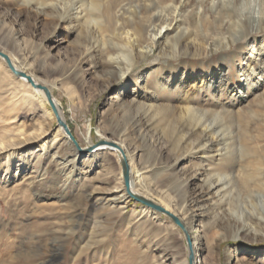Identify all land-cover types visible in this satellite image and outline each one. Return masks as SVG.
<instances>
[{"label":"rangeland","instance_id":"1","mask_svg":"<svg viewBox=\"0 0 264 264\" xmlns=\"http://www.w3.org/2000/svg\"><path fill=\"white\" fill-rule=\"evenodd\" d=\"M98 1L101 4L95 16L99 19L101 27L114 28L116 23H120L119 28L134 32L138 25L143 24L150 15V11H144L141 6L143 11L137 15V19L130 16L128 8L130 0ZM144 1L135 0L132 4H143ZM220 1L191 0L182 4L178 11V19L182 27L189 28L195 33L193 37L196 36V38L197 35L201 36V30L205 32L208 29L207 51L204 50L205 53H202L198 46L187 43L188 51L182 55H171L170 49L164 48L166 42L159 41L149 56L141 58L136 68L127 74V86L122 87L121 94L125 95V101L130 107L123 110L117 104L109 107L108 102L112 99L116 100L115 94L121 85L118 80L103 76L105 72L103 64L106 58H100L99 54L91 49L90 56L96 62V67L87 61L77 63L81 43L86 40L88 42L89 38L100 41L102 35L92 30L88 37L81 17L77 22L72 21L69 24L70 18H76L74 14L76 10L70 11L72 6L67 7L66 0H58L59 11L50 7L56 0H0V17L5 13L10 15V18L5 21L8 23L7 31L19 29L24 38L20 50L10 49V46L6 45L1 38L0 47H6L13 53L16 62L25 67L27 73H35L52 89L53 95L63 104L62 110L67 123L82 148L90 139L94 141V144L99 142L102 137L101 132L98 131L99 128L102 130V135L121 138L123 129L131 125L134 116L143 114V111L136 107L137 105L131 107L134 94L139 101L150 97L155 100L158 107L168 106L170 111H176L175 118H168L170 120L162 121V113L155 115L152 112L151 116L149 115L153 121L152 127L149 128V136H153L151 138L153 140L133 138L131 145L124 137L122 140L131 147V150L138 147L139 153L136 152L134 156L135 172L132 174L138 189L158 202L161 200V194L157 186L160 187L162 182H167V185L170 184L167 187L174 190L172 195L180 198L183 191L179 189L180 186L175 181L179 178L168 175L170 173L168 170L177 162L174 173L188 176L201 163L202 153L196 149L197 135L189 137L187 134L183 137L186 132H191L193 126L178 115L179 109L185 106L182 99L177 95L172 97L166 92L156 95L155 82L157 81L155 80L161 77L157 78L154 70H161L166 78L171 77L172 84L179 81L178 77L183 69L187 74L192 75L211 74L216 69L226 72L229 79L224 92L219 93L220 95L217 92L216 94L203 92L198 96L199 100L222 111L224 120L232 125L235 131L239 132L238 117L241 114L246 115L248 109L259 110L260 114L262 113L261 117L258 116L259 123H264V108L260 105L261 97L264 96L263 90H256L254 86L257 76L252 77V84L244 90L242 99L235 100L230 92L231 88L245 83L247 58L250 56L252 46L255 44L259 46L261 41H264V23L263 27H259L257 17L253 18L251 15L253 19L249 20V17L243 16L242 21L245 27L241 34H235L234 39L230 33L231 20L223 18L222 13L219 14ZM240 2L234 0L230 9L225 7L222 12L227 13L226 11L229 10L228 12L234 14L233 10L239 6ZM121 5L124 9L118 12ZM108 6L121 15L120 22L117 20L109 22ZM164 13L167 16L170 15V21L174 15H177L171 10ZM174 34L170 33V36ZM222 35L226 36V40L217 45L218 38ZM111 36L112 41L110 40L107 46L124 43L122 39ZM181 42L182 46H186L185 43L188 41ZM182 49L185 50V48ZM75 63L79 67L76 79L60 76L52 71L58 67V64L61 67ZM43 66L46 67L44 70H42ZM258 66H262L261 63H258ZM15 77L9 74L0 61V137H6L5 139L9 140L23 136L20 130L31 134L38 128L40 121L49 123L45 108L36 98L32 103L25 102L23 93H29V87ZM66 85H71L76 90L75 99L67 93ZM47 106L50 107L49 104ZM252 124H254L253 119L250 128ZM57 125L58 123L54 121L50 125V132L46 138L38 139L24 147L23 156L28 159V167L21 165L24 169L19 173L18 178L15 174L19 163L15 162L9 169L6 153L0 154V264H41L43 262L45 264H90L93 259L94 262L101 264H157L163 250V253L172 252L179 255L181 259L185 258L188 248L185 234L168 215L159 212L157 218H153L150 214H140L144 204L134 198L129 199L122 210H119L121 209L119 205L112 209L102 207L91 198L90 194L96 188L125 184L121 174L122 165L112 151L106 152L107 158L102 163L103 167L100 166L89 172L85 169L86 177L83 180L70 185L66 193L58 200L49 199L50 196H47V193H52L58 184L56 175H53L55 165L53 161H50V156L40 155V159L37 160V155L43 140L53 137L57 132ZM252 134H256V131L252 130ZM240 135L241 133H237L236 138ZM208 158L214 165L220 161L218 153H213ZM152 164H156L152 171L149 170L151 167L146 169V166ZM241 164H244L243 161L240 163L237 161L234 168L239 169ZM37 166L42 172L47 171L46 177L41 182L36 175L35 167ZM215 168L220 167L217 165ZM101 169L105 170L101 171ZM137 169L147 170L146 174L149 177L147 182L150 181L151 184H146L141 179ZM202 177L198 173L191 187H196ZM69 225L74 226V233L68 236L64 234V228ZM192 230L194 232L199 230L197 223H194ZM92 239L97 241L94 244L95 247L86 250L87 243ZM218 240L215 241L217 258L211 261L207 257L208 264H227L229 247H231L230 257L236 254L234 251L237 248L241 249L240 258L243 264H264V240L253 239L252 236ZM95 250L100 252L96 256L92 253ZM249 251H260V253L253 255L248 253ZM115 254L120 255V261L112 263L111 256ZM124 254L125 259H123ZM203 255H206L205 249ZM167 256L172 257V255ZM77 257H80L78 262Z\"/></svg>","mask_w":264,"mask_h":264},{"label":"bare ground","instance_id":"2","mask_svg":"<svg viewBox=\"0 0 264 264\" xmlns=\"http://www.w3.org/2000/svg\"><path fill=\"white\" fill-rule=\"evenodd\" d=\"M134 1L135 0H130V6L128 7L130 9V16L136 17L137 19V15L143 11L141 6L144 11H150V15H148L145 22L138 25V28L133 32L124 31L123 28H119L118 25H120V23H116L114 28H109L110 26L101 27L99 19L95 16L101 4L98 0H66L67 7L72 6L70 11L76 10L74 13L76 18H70L68 20L69 24L72 21L77 22L78 18L81 17L88 37L90 36L89 32L92 30L98 31L102 35L100 41H93L89 38L88 42H86V40L81 43L82 46L79 50L80 56L76 60L77 63L87 61L96 67V62H94L93 58L90 56L91 49H94V52H97L100 58H106L103 64V67H105L103 76H106L107 79L113 78L118 80L121 85V87L118 88V92L115 94L116 100L114 101L112 99L108 102L109 107L117 104L122 110L130 107L125 101V95L123 96L121 94L122 87L127 86V74L136 68L141 58L149 56L154 46H156L159 41H161V43L166 42L164 48H169L171 55H182L184 52L188 51L189 44L198 46L202 53H205L204 50L207 51L208 49L206 41V37L209 34L208 29L205 30V32L201 30V36L196 34L197 39L196 36L193 37L195 33L191 32L187 27H182L178 19V11L182 7V4H184L185 1L191 0H145L143 4H132ZM237 1L241 2L237 7L238 9L236 8L233 10L235 11L234 14L228 12L229 10L226 11L227 13L222 12L225 7L230 9V5L234 4V0H221L219 4L221 10L219 14L222 13L221 16L223 18H229L231 20L232 30L230 33L234 39L235 34H241L245 27L244 21H242L243 16L249 17V20L257 17V24L259 27H263L262 24L264 23V0ZM50 7L55 11H59L58 0H56L55 3L53 2ZM123 9L121 5L118 12H121ZM169 10L174 12L173 14H177L174 15L171 21L169 19L170 15L167 16V14L164 13ZM9 18L10 15L7 13L0 17V38L6 45L10 46V49L20 50L24 41L23 33L19 29L7 31L8 23L5 21ZM107 18L110 23L116 22V20L117 22L121 21V15L112 11L110 6L107 7ZM170 33L175 34L170 36ZM111 35L118 39H122L124 43L122 45H111V47L107 46L112 41ZM199 37H201L200 40ZM182 40L183 42L188 41L185 43L186 46H182ZM224 40H226V36H220L217 45L223 43ZM182 48H185V50ZM0 53V61L5 65L9 74L14 77L18 76L15 78L29 87L28 91L30 92L23 93L25 102L32 103L34 98H36L45 108L46 114L49 117V123L40 121L38 128L31 134H26V132L20 130L19 132L23 134V136H18L16 139L10 138L9 140L5 139L6 137H0V154L6 153L5 157L8 168L15 162L19 163L15 174L16 177L24 169L21 168V165L23 167H25V165L28 167V159L26 156H23L24 147L38 139L46 138L50 132L51 123L55 121L58 123L57 132L53 137L43 140L39 146V155H37V160L40 159V155H44L45 157L50 156V161H53L55 165L53 175H56L58 184L52 193H47V196H50L49 199L54 198L58 200L66 193L70 185L86 177L85 169L89 172L100 166L103 167L104 165H102V163H104L107 158L106 152H114L122 165L121 174H123L125 184L114 186L107 185L105 188L94 189L90 196L95 203L111 209L119 205V208H121L119 210H122L126 202L134 198L133 194H137L159 207L143 203L144 207L140 214H150L153 218H157V213L161 212L168 215L173 221L174 219L172 216H176L186 229L183 230L174 221L185 234L188 243L186 257L181 259L179 255L173 254L172 252L163 253V250L162 254L159 255L157 264H208L207 257H209L211 261H215L217 258L215 253V241H219L218 239H236L242 236H252L253 239L264 240V123L260 124L258 118L262 113L260 114L259 110L254 111L248 109L246 115L241 114L238 117V132L237 130L235 131L232 125L227 124L224 120L222 111L208 106L198 98L203 92L207 94H216V92L217 94L223 93L226 87L225 85H227V80L229 79L228 73L216 69L214 73L211 74L197 73L192 75L191 73L187 74L183 69V72L181 71L182 73L178 77L179 81L172 84L171 77L166 78L161 70H154V75H156L157 78L161 77L159 80H155L157 81L155 82L156 95L161 92H166L172 95V97L173 95H177L182 99L181 101L185 103V106L179 109L178 115H180L181 119H185L190 126H193L191 132H186V134H183V137L187 134L189 137L197 135L196 149L198 152L202 153L200 156L201 163L197 165L194 170L191 169L192 172L189 171L191 172L190 175L182 176L174 173L178 165L177 162L168 170L170 171L168 175L178 176L179 178L175 181L178 186H180L179 189L183 191L180 198H176V196L172 195L174 190L167 187L170 184L167 185V182H162V185H159L160 187L157 186L161 194V200L156 202L153 200L154 198H150L148 194L142 193L133 179L132 174L135 172L134 156L136 152H138V147L131 150L129 145H131L133 138L150 140L153 137L149 136V128L152 127L151 125L153 124L149 115L152 112L155 115L162 113L163 116L161 119L163 121L170 120L168 118L171 117L175 118L176 111H170L168 106L158 107L155 104V100L150 97H145L144 101H139L134 94L131 107L137 105L136 107H139L138 109L143 111V114L134 116L131 125L123 129L120 136L121 138L117 139L107 137L104 134L102 135V130L99 128L98 131L101 132L102 136L99 142L94 144V141L90 139L84 148H82L74 135L73 139L69 137L68 131L71 133L72 131L62 110L63 104L53 95L52 89L46 82L40 80L35 73H27L25 67L16 62L13 53L6 47L1 46ZM8 62L11 63V66ZM258 63H261L262 66H258ZM263 64L264 41H261L259 46L255 44L250 50V56L247 58V66L244 73L246 79L245 83L230 89L235 100L244 97V90L252 84L253 76L258 77L254 84L256 90H263V93H261L264 94V79H262L264 76ZM44 68L46 67L43 66L42 70H44ZM78 68L76 63L66 66L62 65L61 67L58 64V67H55L52 71L60 76L76 79L78 77ZM28 76L31 80H28ZM46 88L52 96V102L55 108L52 107L48 100L45 92ZM65 89L72 99L76 98V90L74 87L66 85ZM261 98L262 101H260V105L264 108V96ZM47 104H49L50 107H48ZM252 119L254 120V124H252L251 129L249 126H251ZM65 124H67L68 129L64 126ZM182 130H180V132ZM252 130H255L256 134H252ZM236 132L241 133L240 137L236 138ZM123 137L125 140L127 139L129 141V145L124 143L122 140ZM213 153H218L220 156V161L217 164L218 167H220L219 169H216L215 167L217 165L211 163V160L208 158V156ZM237 161H239V163L243 161L244 163L240 165L241 167L239 169L234 168V164H236ZM37 164H39V162ZM126 166L128 167L129 184H127L125 180L124 169ZM155 166L156 164H152L146 166V169L151 167L149 170L152 171ZM35 168L36 175L41 182L46 177L47 171L45 170V172H42L38 166ZM104 170L101 169V171ZM24 171H26V169ZM136 171L141 175V179L144 180L146 184H151L150 181L147 182L149 178L146 174L147 170L142 171V169H137ZM105 173H107V171ZM198 173L203 177L201 182L197 184L196 187L192 188V182L197 177ZM242 194L244 195L241 196ZM212 213L213 216H211ZM194 223L198 224L199 230L197 232L192 230ZM73 228L74 226L72 225L64 228V234L68 236L73 235ZM96 243L97 241L92 239L87 243L86 250L95 247L94 244ZM204 249L206 255H203ZM191 252L194 255L193 260H191ZM234 252H236V254L230 257L231 247L227 249L228 256L226 263L243 264L240 258L242 254L241 249L237 248ZM92 253L96 256L100 252L95 250ZM248 253L254 255L259 254L260 251H249ZM167 255H172V257ZM79 258L80 257L76 258L77 262L80 261ZM125 258L126 255L124 254L123 259ZM94 261V259L91 260L90 264H101L100 262ZM111 261L112 263L120 261V255L115 254L111 256ZM41 264L45 263L43 262Z\"/></svg>","mask_w":264,"mask_h":264},{"label":"water","instance_id":"3","mask_svg":"<svg viewBox=\"0 0 264 264\" xmlns=\"http://www.w3.org/2000/svg\"><path fill=\"white\" fill-rule=\"evenodd\" d=\"M0 55H1V53H0ZM5 57H6V56H5ZM6 58H7V57H6ZM8 64H10V66H11V63H10V62H8ZM27 78H28V80H31V78H30L29 76H28ZM45 92H46V95H47L48 100L50 101L52 107L55 108V107H54V104H53V102H52V96H51L50 92L47 90V88L45 89ZM64 126L66 127V129H68L67 124H65ZM68 133H69V137L73 139V138H74V137H73V134H72L70 131H68ZM124 174H125V180H126V183L129 184V176H128V167H127V166H126L125 169H124ZM133 197L135 198V200H137V201L140 202V203L150 204V205H152V206H156V207H158L157 205L153 204L151 201H149V200H147V199H144L143 197L138 196L137 194H133ZM158 208H159V207H158ZM172 217H173L174 221H175V222H176V223H177V224H178L183 230H186L185 227H184V225L181 223V221H179V219H178L176 216H172ZM188 242H189V240H188ZM190 256H191V260H193V259H194V255H193L192 252H191Z\"/></svg>","mask_w":264,"mask_h":264}]
</instances>
